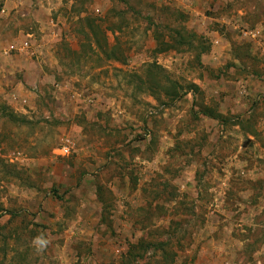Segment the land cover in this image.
<instances>
[{
	"label": "rangeland",
	"instance_id": "obj_1",
	"mask_svg": "<svg viewBox=\"0 0 264 264\" xmlns=\"http://www.w3.org/2000/svg\"><path fill=\"white\" fill-rule=\"evenodd\" d=\"M0 264H264V0H0Z\"/></svg>",
	"mask_w": 264,
	"mask_h": 264
},
{
	"label": "trees",
	"instance_id": "obj_2",
	"mask_svg": "<svg viewBox=\"0 0 264 264\" xmlns=\"http://www.w3.org/2000/svg\"><path fill=\"white\" fill-rule=\"evenodd\" d=\"M167 46H168V44L165 43V47H167ZM153 65H154V64H153ZM149 72H150L151 74L148 75V79H149L152 83H154L155 86L160 87L159 81L156 80V78L154 77L153 72H152V70H151L150 68H149ZM169 86H171V87H169ZM169 86H166L165 88H163V89H165V94H167V95H173V94H176L177 91H176L175 88H174V87H175L174 84H171V85H169ZM161 87H164V86L161 85ZM169 89H171V90H169Z\"/></svg>",
	"mask_w": 264,
	"mask_h": 264
},
{
	"label": "clouds",
	"instance_id": "obj_3",
	"mask_svg": "<svg viewBox=\"0 0 264 264\" xmlns=\"http://www.w3.org/2000/svg\"><path fill=\"white\" fill-rule=\"evenodd\" d=\"M35 243L38 245L40 249H43L44 247H46L48 241L43 237H37Z\"/></svg>",
	"mask_w": 264,
	"mask_h": 264
},
{
	"label": "built area",
	"instance_id": "obj_4",
	"mask_svg": "<svg viewBox=\"0 0 264 264\" xmlns=\"http://www.w3.org/2000/svg\"><path fill=\"white\" fill-rule=\"evenodd\" d=\"M67 142H68V140H67ZM60 151L63 152V153L64 152L66 153L68 151V145H67V143L64 144V145H62V147L60 148Z\"/></svg>",
	"mask_w": 264,
	"mask_h": 264
}]
</instances>
